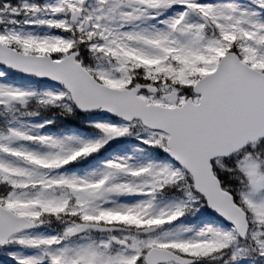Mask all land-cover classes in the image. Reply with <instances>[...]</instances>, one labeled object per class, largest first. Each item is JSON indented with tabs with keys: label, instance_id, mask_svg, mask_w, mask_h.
<instances>
[{
	"label": "snow or ice",
	"instance_id": "6c2138e0",
	"mask_svg": "<svg viewBox=\"0 0 264 264\" xmlns=\"http://www.w3.org/2000/svg\"><path fill=\"white\" fill-rule=\"evenodd\" d=\"M0 264H264V0H0Z\"/></svg>",
	"mask_w": 264,
	"mask_h": 264
}]
</instances>
